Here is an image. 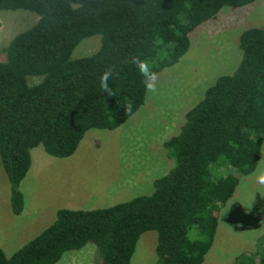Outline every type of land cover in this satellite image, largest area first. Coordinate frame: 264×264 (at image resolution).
<instances>
[{
	"label": "trees",
	"instance_id": "1",
	"mask_svg": "<svg viewBox=\"0 0 264 264\" xmlns=\"http://www.w3.org/2000/svg\"><path fill=\"white\" fill-rule=\"evenodd\" d=\"M254 1L0 0V13L24 9L38 16L10 40L0 61V162L13 214L25 207L20 185L35 147L70 157L90 130H116L144 105L148 90L133 56L147 59L158 75L188 51L197 26L224 7ZM97 35L100 49L74 59L76 48ZM239 49L236 70L208 86L186 110L179 133L163 143L174 162L153 180L150 195L101 209H60L52 225L11 257L0 245V264H57L88 245L96 246L101 264H131L147 231L157 235L155 264H202L236 179L251 174L262 157L264 29L244 31ZM108 68H114L111 96L100 83ZM32 76L38 77L33 84ZM195 228L200 238L192 241ZM235 262L264 264V237L260 253L240 254Z\"/></svg>",
	"mask_w": 264,
	"mask_h": 264
},
{
	"label": "rangeland",
	"instance_id": "2",
	"mask_svg": "<svg viewBox=\"0 0 264 264\" xmlns=\"http://www.w3.org/2000/svg\"><path fill=\"white\" fill-rule=\"evenodd\" d=\"M37 19L24 9L0 13V61L5 60L3 49L16 33ZM250 29H264V0L240 8L224 7L215 19L197 26L190 33L188 51L175 66L157 75L155 91L148 90L144 105L116 130H90L70 157H53L43 146L35 147L20 185L25 207L19 216L10 207L8 179L0 162V245L6 254L11 257L39 236L54 223L60 209H101L150 195L153 180L167 173L174 162L163 143L179 133L186 110L203 97L205 89L219 76L236 70L240 35ZM101 42V35L84 40L73 58L95 54ZM37 80L29 77L31 84ZM261 171L264 142L253 172L236 179V190L220 212L214 243L202 264H236L240 254L261 252L264 184L257 180ZM188 237L196 241L200 234L195 228ZM156 244L155 231L143 233L131 264H155ZM57 264H101V257L96 246L88 245L67 253Z\"/></svg>",
	"mask_w": 264,
	"mask_h": 264
},
{
	"label": "clouds",
	"instance_id": "3",
	"mask_svg": "<svg viewBox=\"0 0 264 264\" xmlns=\"http://www.w3.org/2000/svg\"><path fill=\"white\" fill-rule=\"evenodd\" d=\"M131 63L137 67L140 76L143 78L142 83L145 88L149 91H155L158 76L157 73L152 70L149 61L147 59H141L139 55H136L132 57ZM113 73L114 68H108L100 77L101 89L110 96L113 95V93L109 88L108 80L113 76ZM126 111H131V104L126 106ZM257 180L260 184H264V171L259 173Z\"/></svg>",
	"mask_w": 264,
	"mask_h": 264
},
{
	"label": "crops",
	"instance_id": "4",
	"mask_svg": "<svg viewBox=\"0 0 264 264\" xmlns=\"http://www.w3.org/2000/svg\"><path fill=\"white\" fill-rule=\"evenodd\" d=\"M24 212V211H23ZM23 214V213H22Z\"/></svg>",
	"mask_w": 264,
	"mask_h": 264
}]
</instances>
